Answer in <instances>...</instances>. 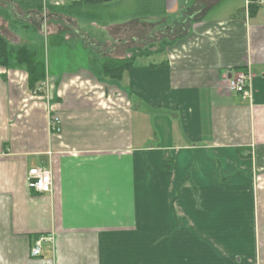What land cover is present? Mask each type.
<instances>
[{"label": "crops", "instance_id": "0c3cea01", "mask_svg": "<svg viewBox=\"0 0 264 264\" xmlns=\"http://www.w3.org/2000/svg\"><path fill=\"white\" fill-rule=\"evenodd\" d=\"M158 3L175 18L155 23L160 35L183 34L119 81L87 63L60 75L45 63L32 91L24 71L0 67V264H264V8ZM101 28L112 40L89 44L97 62L128 59L130 26ZM69 33L87 38L78 22ZM247 69L243 99L228 80ZM38 166L51 194L26 187ZM40 236L53 240L34 259Z\"/></svg>", "mask_w": 264, "mask_h": 264}, {"label": "rangeland", "instance_id": "374dc122", "mask_svg": "<svg viewBox=\"0 0 264 264\" xmlns=\"http://www.w3.org/2000/svg\"><path fill=\"white\" fill-rule=\"evenodd\" d=\"M15 1L17 0H0V34L12 44L22 43L27 45L35 52L38 59H43L50 71H55L59 75L63 73V70L69 71L75 69L77 65L84 66L86 63L88 66L90 65L87 62L89 59L87 53H90V57L92 56L89 46V44L93 45L92 41L105 43L112 40V36L101 28L103 23L106 25L127 23L130 26V41H126L125 43H129L131 54L134 48L147 51L151 50L147 48L153 47L152 50L155 49V51L160 48L166 51L170 44L169 40L183 34L181 31L171 33L170 39L166 33H162L163 36L160 35L162 28L168 26L175 18H172L173 15L161 13L159 0H155L154 4H151L147 0H112L109 3L84 6L83 10L89 13V15L79 18L77 22L80 30L87 36V38L84 36L85 39L74 37L73 34L69 33L76 27L77 22L74 20L76 17L72 18L71 15H68V17L63 15L57 16L48 10V6L63 7L73 0H46L42 2L41 11L23 9ZM180 11L185 13L186 6L180 7ZM211 13L213 14V12ZM181 18V15H177V20ZM60 19H63V22ZM161 19L168 21L164 27L155 24ZM143 23L151 24L158 31L147 34L148 28H144V31H142L138 27V25ZM63 26L68 29L64 28V30H61ZM131 26L135 27V29L133 30ZM58 41L60 42L58 43ZM88 41L90 43H84L87 45V47L85 46L87 49H84L82 43ZM136 42H141L140 47H136V44L138 45ZM167 44L168 46L166 47ZM159 57V55L158 57L155 55L150 59L138 57L135 62L137 64L145 62L153 63L157 62L160 59ZM55 65H58V67H53ZM1 69L6 70L5 68ZM14 69L16 70L17 68ZM19 70L22 71L21 69ZM0 83L4 87V78L0 77ZM2 87H0L1 90L8 88L5 87L4 89ZM260 179L259 177L256 180L258 181L257 186L260 183L264 184V180L261 181ZM261 254L262 256L264 255L263 247H261Z\"/></svg>", "mask_w": 264, "mask_h": 264}, {"label": "trees", "instance_id": "16d2710c", "mask_svg": "<svg viewBox=\"0 0 264 264\" xmlns=\"http://www.w3.org/2000/svg\"><path fill=\"white\" fill-rule=\"evenodd\" d=\"M252 7L255 6L257 0H251ZM18 6L21 8L34 9L37 11L42 10V1L41 0H17ZM102 4L101 1H91V2H79L72 1L71 3L63 6V7H54L48 6V10L54 13L57 16L63 15L68 17L71 15L72 18L76 17L74 20H78L79 18L87 17L89 13L83 10L84 6H92ZM256 7V6H255ZM184 11V10H183ZM181 12V14L183 13ZM190 21L195 22L196 19H190ZM60 41H58L59 43ZM153 48V47H152ZM152 48H147L151 50L144 49H133L132 54L128 59L116 60L113 58H106L102 62H97V55L92 54V56H88L91 62L88 59V66L90 72L97 76V78L101 77V79H109L113 81H119L122 78V75L127 69L133 66L134 61L143 55H151L153 53H160L161 48L157 51L152 50ZM141 51V52H139ZM90 54V53H89ZM96 61V64L93 61ZM0 67L5 69H21L25 72L27 76V86L29 90H36L39 85L45 82L46 80V67L43 59H38L35 52H33L27 45L25 44H12L5 37L0 34ZM166 165L169 169L171 166L170 158L167 157L165 159ZM220 171V167H219ZM188 179H185V181ZM177 194H175V199L177 198Z\"/></svg>", "mask_w": 264, "mask_h": 264}, {"label": "built area", "instance_id": "2783aa9c", "mask_svg": "<svg viewBox=\"0 0 264 264\" xmlns=\"http://www.w3.org/2000/svg\"><path fill=\"white\" fill-rule=\"evenodd\" d=\"M46 0H42L45 2ZM51 1V0H48ZM256 5L260 8H264V0H258ZM251 74L249 70L238 72L236 75L229 78L230 90L236 94L242 96L243 99L249 97V82ZM48 127L51 132L59 133V121L56 118L50 117L48 121ZM26 187L30 191L37 194H51L53 192V181L51 171L45 167H32L27 171L26 175ZM52 237L40 236L37 237L29 250V256L31 258H38L41 255L42 246L46 242H51Z\"/></svg>", "mask_w": 264, "mask_h": 264}, {"label": "water", "instance_id": "95a60500", "mask_svg": "<svg viewBox=\"0 0 264 264\" xmlns=\"http://www.w3.org/2000/svg\"><path fill=\"white\" fill-rule=\"evenodd\" d=\"M74 1H79V2L101 1L102 3H109L112 0H74Z\"/></svg>", "mask_w": 264, "mask_h": 264}]
</instances>
